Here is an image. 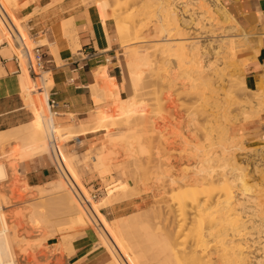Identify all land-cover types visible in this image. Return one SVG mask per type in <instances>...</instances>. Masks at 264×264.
<instances>
[{
    "label": "rangeland",
    "instance_id": "374dc122",
    "mask_svg": "<svg viewBox=\"0 0 264 264\" xmlns=\"http://www.w3.org/2000/svg\"><path fill=\"white\" fill-rule=\"evenodd\" d=\"M80 1L84 5H92L98 10L94 3L89 2L90 0ZM129 1L131 0H109L108 11L119 13L118 11L130 7L128 12H132L134 18L143 19L142 22L143 24L145 23L143 27L144 32L140 35L142 41L139 40L130 46H122L120 39L115 33L114 21L112 19L107 21L106 24L113 39L110 54L113 56L112 60L114 63L108 61L106 66H99L93 71L94 78L100 80L98 81L97 88L95 87L94 89V87L90 85L94 107L89 114L97 113L102 109L105 110L106 115H111L112 109V114L114 113L113 107L116 102L115 97L114 99H112V97L110 100L108 94L103 93L100 90V87L108 86L111 90L117 89L118 97L129 98L132 117L130 116L131 118L128 121L126 119L120 120V122L114 121V124L112 123L104 128L89 129L93 131L103 129L99 146L94 149H88L80 155L73 156L74 158L72 159V162L71 159L65 161L66 168L69 166L67 169L68 171H66L70 173V176H68L66 171H63L64 174L67 175L65 176L67 181L72 183L73 186L70 184L72 187L75 185L74 180L79 176L82 180L85 171H97L100 174L103 181V187L97 189V191H92L88 188L90 194L86 193L83 195L89 200L90 204L95 202V204L99 205V212L95 214L96 216H92H94V220H100L96 221L98 224L101 222L106 227L109 236L114 241L112 247L116 254H118L117 258L113 256L108 247V249L106 248L101 236L98 234V227L89 220V217H85V222L81 225L67 222L64 217L65 214L61 210L52 208L50 211H44L42 204L44 202H51L54 199L52 198L54 194L42 197L39 196L41 195V190L39 189H44L42 192L49 193L50 184L44 183L38 187L33 186V188L25 187L23 183L25 179L23 178L22 162H19L20 159L18 157L19 151L22 149L21 147H24L23 145L26 141L10 139L0 146V163L5 162L7 164L6 168H8L6 169V177L4 178L3 176V178L1 177L0 179V199L3 204V212L7 218L9 226L8 231H10V233L14 232V235H12L13 243L15 242V252L18 256V264H51L52 261L50 260L48 263L40 262V256L46 254L45 250L66 254L67 247L61 245L62 238L83 234H86L93 239L94 247H99L103 250L106 260L105 264H119L117 259L121 260L122 264H164L166 257H170L172 246V241L170 240V244V241L165 238V233L167 231H174L176 228L175 225H177V219L171 208L174 206V201H172L170 196L172 188L171 179L175 178L174 180H178L182 176L191 175L190 170L192 172L193 165H195L194 157L198 153L201 154V156L203 154H206L207 156H209V154L211 156L214 154L213 156L215 157V155L217 156V154L224 149L222 153L228 158V161L226 160V162L231 163L235 160L234 162H237L236 166H241L244 169V179L247 184L246 186L250 188L249 193L252 196L251 199L262 205L261 207H263L264 210V204H262L264 203V138L262 137L264 132L258 130L239 132L236 129L237 126L243 122H253L255 120H259L264 127V119H261V113L264 112V104L261 105V103L257 102V104L254 105V103L251 102L256 96L254 92L258 91L260 88L264 89V84L260 85L256 83V88L253 90L242 87L241 82L242 80L244 81L242 73L243 60L239 59L237 54L241 48L247 45L248 37L256 32L258 20L246 27L237 17H235L231 10V6L239 0H217L218 4L222 5L232 18L236 20L230 22L232 24H238L236 26L238 29L235 31L236 38L235 36L231 38L233 43H235H232L235 45V47H233L234 55L226 60L228 65L225 70L227 71H224L222 78L217 79L218 89L216 91H211L208 88L203 90V87L200 88L203 91V93H201L200 90H196V88H193L192 86L193 83L198 82L194 81V77H190V74H188L190 68L188 63L172 55H168L169 57L166 56L165 64H160L159 61L155 59L160 52L158 51L160 50V42H158L160 37H158V34L155 36L156 33L151 28H153L152 26L158 21L157 18H159V15L158 13H155L157 10L155 8H151L150 10L149 8L147 11L151 14L146 12L145 15H140V9L137 7L138 5L134 4L133 0V2ZM177 1L179 2L180 0ZM19 3L20 0H18V7L15 6L16 4L11 7L13 13L14 10L20 7ZM178 5H182V3ZM179 6L178 8H180ZM194 6L196 5L191 7L194 9L196 8ZM206 6H208V4ZM181 8L185 9L187 6L185 8L182 6ZM209 10H212V7ZM207 13H211L209 14L210 16H213L215 13L212 14L211 11L206 12L205 14V18L207 19H204L203 23H205L204 26L207 25L206 28L208 27L210 29L207 28L206 30L204 26V29L202 28V30L201 27H191L189 32L191 33V36H196L200 41L199 43H203L202 46L206 44L204 49H201V54L203 53L201 55L203 56V62L214 61L215 63L217 61L216 63H221L220 58L224 55L221 54L222 49L220 50L221 53L219 52L221 54H219V56L217 53L214 54L213 46L218 44L220 39L222 41L226 40V37H223V34H226V28L224 27L227 25L225 26V23H223L224 21L214 17L216 14L213 17H210ZM16 18L17 19H14V22L30 46L44 43L50 47V52L53 54L51 48L52 45L48 41L47 33L41 31L37 34H30L23 22L27 18ZM209 18L214 20L215 23L211 20L210 22ZM68 20L69 18L64 19V23ZM220 22L224 24V27ZM172 27L173 25L169 26V28ZM153 33H155V35ZM174 33L175 30H171V38L177 36L174 35ZM2 34L3 39H5L6 34L4 30H2ZM42 37L43 39L45 38V40L42 41ZM64 37L68 39V45L70 46H68L69 49L72 52H76L79 46L72 47L73 43L70 42L69 32L66 29L64 30ZM206 46L208 47V50L205 49ZM71 47L75 49L72 50ZM132 49L139 50L141 54L147 53L152 61L150 66L146 65L142 67L144 71L141 82L135 87H133L134 85L132 82L133 86H131L133 88L129 85L131 84V82H129L130 79L128 78L130 74H128L129 71L126 72L128 68L127 65H125L127 62L125 60L128 59L127 52ZM203 50L204 52L207 50V52L204 53ZM13 51L14 48L10 45L9 49L6 50L3 55L10 56V53ZM205 54H207V56ZM162 61L163 60H160V62ZM113 65H116V81L110 80L108 75V69ZM102 68L103 71L104 68L106 69L105 77L107 78L104 77L105 73L102 72ZM23 71H25V69H22V72ZM160 73L162 75L168 74L170 76L169 80L173 79L170 86H168L166 81L163 82L160 80L162 76ZM39 74H43V71H40L37 76H39ZM34 79L32 80L35 81ZM124 81L125 85H123ZM40 85L41 88L45 87L46 89H49L51 86L50 83ZM35 88L36 86H34V89ZM235 88H237L236 91H238V93H231L230 91ZM36 90L37 89H35V91ZM26 93L28 95H23L24 102L27 104L28 110L31 112L27 117L26 122H28L32 119L33 115L30 103L27 99V97L30 96L29 93H31V91H26ZM99 93L102 95L104 94V96L101 95L102 98L107 99H103V102L100 101L99 99H101V97L99 96ZM39 115L37 117L38 119L40 118ZM52 115L55 116L54 114ZM96 120H98V117ZM62 131H64V129L60 132ZM118 132L121 137L118 138V140H115L114 146L111 147V144L108 142H110L109 140L111 138H115L113 135ZM56 134L57 133H55V139L57 138L56 143H58L57 146L61 155V152H67L66 145L74 136H76L75 134L77 133H69V136L67 133L64 134V132L63 135L59 134L60 136ZM232 135H236L237 137L233 138ZM139 148H141L143 152L139 151ZM42 156L46 157L56 168L57 171L55 178L61 179L58 170L59 167L61 169V165L59 160H57V157L55 163L51 154L47 153ZM98 156L102 157L101 162L97 160ZM223 162V159H218L212 164L213 168L219 170V168H221L219 165L223 166ZM61 180L66 184V187H69V184H67L68 182L66 183L64 180V176ZM112 183L113 185L111 186ZM68 190L70 189L68 188ZM93 192H96L98 195L96 198H92V200L90 196ZM109 192H112L111 195H108ZM237 192L238 189L235 190L234 194ZM168 197L171 198L173 205ZM80 200L83 202L81 197ZM122 201H128L129 205H127V207L122 205V208L119 210L114 209V204ZM82 204H85V202ZM167 205H170L171 207H166ZM41 209L43 213H40ZM160 213L162 214L160 215ZM247 214L248 213H246V215ZM261 216H263L264 219V215ZM244 217L247 220H251L250 218H252L248 215ZM245 218L243 219L245 220ZM153 219L155 221H153ZM155 222H159V224H156ZM248 223L250 224L251 222ZM255 223L257 224V222ZM217 228H213L214 230L212 229V236L209 235V237H206L208 238L207 244L210 240L207 245V248L209 246V249H207L209 252H215L220 249L222 242L227 240V238H230V235H225L226 232L224 229ZM255 228H258V226ZM255 228H253L252 231L251 229H249L250 231L245 229L243 232H247L248 230L251 233H244L242 237L246 238V236H250V234L255 236V231L257 230ZM217 230H220V232L218 233ZM118 231H120V234ZM178 236H180V233L177 232L175 234L174 231L173 238L178 241L180 239ZM50 237H53L54 240H60L58 244L53 246L52 250L45 245V241ZM166 242L169 243V247L167 245V248ZM261 244L262 243L258 242L252 243L251 247H249L251 250L249 249V251H252V255L257 254L255 258H259V261L264 264V250L260 249ZM213 249L215 251H213ZM29 256L31 257L28 261L27 258ZM112 259H115V261ZM256 259L252 258V264H257V261H255ZM57 264H65V262L57 261Z\"/></svg>",
    "mask_w": 264,
    "mask_h": 264
},
{
    "label": "bare ground",
    "instance_id": "6f19581e",
    "mask_svg": "<svg viewBox=\"0 0 264 264\" xmlns=\"http://www.w3.org/2000/svg\"><path fill=\"white\" fill-rule=\"evenodd\" d=\"M131 1H129V2H131ZM133 1L132 2L134 4L138 5L137 7H138V9H140V12H139L140 15H142V14L145 15L146 12H149V11H147L149 8H150V10H151V8L152 9L155 8L157 10V12H155V13H158V15H159V18H157V20H158L157 23L154 26H152L153 28H151L156 33V35H155V33H153V34L155 36H157V34H158L159 35L158 37H160V39L158 41V42H160V46H159L160 50H158L160 52H159V54H157L155 59L157 61H159L160 64H165V61L167 58L166 56H168V55H172L174 57L180 58L182 61L188 63V65L190 67L188 74H190V77H194V81L198 82V83H193V85H192L193 88H196V90H200L201 93H203V91L200 88H203V87H204L203 90H205V88L206 89L208 88L211 91H216L218 89L217 79L222 78V75H224V71L225 72L227 71V70H225L227 65H228L226 60H228V58L230 56L232 57L234 55L233 47H235V45H233V44H235V43H233V40L231 38L234 36L236 38V35H235L236 32L235 31L238 29L236 27L238 24L236 25L235 23L232 24L230 22L232 20L233 21H236V20H234V18H232V16L228 13V11L222 5L218 4L217 0H180L179 2L177 0H133ZM200 1H202V2H200ZM89 2L94 3L95 6L98 8L99 11L98 10L97 11L99 13V17H100V20L102 21V24L105 23L107 20H110V19H112L114 21L115 33L118 36V38L120 39L122 46H128V45L130 46L131 44H134V43L138 42L139 40H141L140 35H142V33L144 32L143 27H144L145 23L143 24V22H142L143 19L134 18L133 17L134 15H132V12H128L130 10V7L128 9L120 10L122 12L118 11L119 13H115V11H114V13H113V12L108 11L109 10V3H110L109 0H90ZM80 3H82V2H80ZM180 3H182V5L179 6L178 4H180ZM17 4H18V0H0V5L3 7V9L6 12H7V9L12 7L13 5L18 7ZM207 4H208V6H206ZM190 5L191 6L196 5V6H194L196 8L193 9ZM178 6L180 8L182 6L184 8L187 6V8H185V9L181 8L180 9V8H178ZM203 7H206V8H203ZM211 7H212V10H209ZM211 11H212V14L213 13L216 14V15L213 14V16L215 15L214 17H217V19L224 21L223 23H225V26L227 25L226 27H224V24L221 23L222 21L220 22L221 24H223V27L226 28V34L222 31L224 33V34L222 33L224 35V36L223 35L222 36L226 37V40L222 41L220 39L218 44L213 46L214 54L217 53L219 55L221 53V51H222L221 54H224L220 58L221 63H216L217 61L215 63H214V61L203 62L202 61L203 56H201L203 53L201 54V51H202L201 49H204L206 44H204L202 46L203 43L202 44L199 43L200 41L196 38V36L195 35L191 36V33L189 32L191 27H194V28L201 27V30H202V28L205 24V23H203L204 19H207V18H205V16H206L205 14H206V12H211ZM209 14H211V13H209ZM209 14L207 13V15H209ZM210 20H211V18H209V21ZM211 21L214 22V20H211ZM206 23H207V21H206ZM170 25H173V27L169 28ZM206 26H204V28L207 30L208 27L206 28ZM62 28L64 30L65 29L68 30L70 42L73 43V45L71 44L72 47L73 46H75V47L79 46L77 33H76L75 28H74L72 18H69V20L64 23V26ZM208 29H210V28H208ZM171 30H173V31L175 30L174 35H177V36L171 38L170 37ZM171 35H173V34H171ZM43 40H45V38L43 39V37H42V41ZM67 41H68V39H67ZM67 46H69V45H67ZM51 48H52L53 54L58 55L57 54V52H58L57 47L54 45V46H51ZM207 48L208 47L206 46L205 49H207ZM74 49L72 48V50H74ZM210 49H211V47H210ZM207 50H206V52H207ZM69 51H71V50H69ZM203 52H204V50H203ZM206 52H204V53H206ZM127 54H128V59L125 60V61H127L125 65H127V68H128V70L126 72L129 71L128 74H130V76H131V78H130V76L128 77L130 79L129 82H131V84H129V85L131 86L132 82H133L134 86L133 85L132 86L135 87V86L139 85V83L141 82V79L143 77V71L144 70L142 67L146 66V65L150 66L152 61L150 60L147 53L141 54L139 52V50H137V49H132L131 51H128ZM205 55L207 56V54H205ZM218 57H216V58H218ZM160 60H163V61L160 62ZM243 64H244V62L242 61V65ZM243 67H244V65H243ZM127 68H125V69H127ZM162 68H163V66H162ZM234 70H235V68H234ZM23 72L26 75H28V77L31 79L35 95H37V92H38L37 90H36L37 92L35 91V89H37L38 85L44 84L48 80L51 81L50 75L47 72H43V74H39V76H36L35 79L31 78L26 71H23ZM102 72L105 73V74L103 73L104 77H105L106 76V69L104 68V71H103V68H102ZM120 74H121V70H120ZM96 77H97V75H96ZM105 78H107V77H105ZM32 79H34L35 81H33ZM169 79H170V76L168 74L167 75L164 74L160 78V80H162L163 82L166 81L168 86H170V83H172L173 79H171V80H169ZM240 79H241V77H240ZM243 79H244V77H243ZM99 80L95 79V78L93 79V83L91 85L94 87V89H95V87L96 88L98 87L97 84H98ZM106 81H107V79H106ZM256 83H258L260 85L264 84V74H262L260 76V78L258 79V81ZM123 85H125V81H124ZM123 85H122V88H123ZM241 85L243 88L248 89L243 80L241 82ZM34 86H36L35 89H34ZM219 86H220V83H219ZM114 87L116 88L115 85H114ZM100 90L103 93H107L110 100L112 97H113L112 99H114V97H115L116 102L114 103V107H113L114 113L113 114H112L113 109L111 110V115H109V114L106 115L105 110H104L98 116V120H96L90 126L80 125V126H76L75 128H74V126L64 127L62 129L56 128L51 123V118L53 115H52L50 109L48 108V105H46L42 108V106L40 104L39 96L37 95L36 98H37V104H39L38 108H39L40 118L39 119L36 118V119H34V121H31L30 123H27L26 125H20L16 128H12V129L0 132V146L10 139L25 140L26 143L23 145L24 147H21L22 149L19 151V157L18 158L20 160H24V159H27L29 157L35 156V155H42V154H45L46 152H52L54 154V150H53L52 145H51V140H52V137H55V133H57L56 135H59V134L63 135V132H64V134L67 133V135L69 136L70 135L69 133H72V132L76 133V132H81V131L84 132L86 130L94 129V128H104V127H106L112 123L114 124L115 122H118V121L120 122V120H123V119H126L127 121L130 120V118L132 117V115H131L132 111L130 110L129 98L118 97V94L116 91L117 89L111 90L108 86L107 87H100ZM236 90H237V88L233 89L230 92L236 94V93H238V91H236ZM93 91H95V90H93ZM96 91H98V90H96ZM242 91H245V90H242ZM246 92H247V90H246ZM254 93L256 96L254 97V99H252L251 102L254 103V105L257 104V102H259V103H261V105H263L264 104V89L260 88L258 91L254 92ZM101 95L102 94L99 93V96L101 97V99H99V100L103 102L107 98L104 99V98H102V96H104V94L102 96ZM99 100H97V101H99ZM113 102H114V100H113ZM261 105H260V107H261ZM112 106H113V104H112ZM252 107H254V106H252ZM110 108H112V107H110ZM63 129H64V131L60 132ZM68 136H66V137H68ZM113 136L116 139L115 138H113V139L109 138L110 142H108L109 144H111V147L114 146L115 140H118V138L121 137L119 132L117 134H114ZM232 137L235 138L237 136L232 135ZM25 145H26V147H25ZM140 149L141 148H139V151H142V149L141 150ZM223 150L220 151V153L217 154V156L215 155V157L213 156L214 155L213 153H211V154H213L212 156L210 154H209V156H207L206 154H203L202 156L199 153L196 154V156L194 157L195 158V160H194L195 165H193L192 172L190 170L191 175L182 176L178 180L177 179L174 180L175 178L171 179L172 188H171L170 196L172 198V201H174V206L173 207H171L170 205L169 206L172 208V212L177 219V225H175L176 228L174 227L175 228L174 231H175V234L177 232L180 233V236H178V237H180V239L177 241L173 238L174 231H167L165 233V238L168 239L169 241L170 240L172 241V246H171L170 257H166V259L164 260V264H252V261H253L252 258L256 259L255 256H257V254L252 255V251H249V249H250L249 247H251L252 243H255V242L262 243L260 249L264 250V240H263L264 239V219H263V216H261V215H264L263 207H261L262 205H260L257 202H254V200L251 199L252 196L249 193L250 188L246 186L247 184H246V181L244 179V173H243L244 169L241 166H236L237 162H234L235 160L231 163H227L226 160L228 161V158L225 157L226 156L225 154L223 155V153H222ZM190 156H192V155H190ZM94 159H95V157H94ZM186 159H187V157H186ZM213 159H214V162H213ZM218 159H220V160L223 159L224 162H223V166L219 165V167H221V168H219V170L218 169L216 170L213 168L212 164L215 163V161H217ZM229 159L232 160L231 158H229ZM66 160L68 161L70 159H66ZM97 160L101 162L102 157L98 156ZM160 161H162V160H160ZM211 162H213V163H211ZM13 164H12V166H13ZM6 167H7V164L5 162L0 163V179H1V177L3 178V176H4V178L6 177L5 176L7 173L6 169H8ZM68 168H69V166H68ZM68 168H66V165H64L63 167L61 166L62 174H64V172ZM69 174L70 173H68V176H70ZM185 175H186V173H185ZM63 176H64L65 182L66 183L68 182L67 184H69V187L68 186L66 187V184H64L62 182V180H61L62 177H61V179H56L54 181L48 182L50 184V188H49L50 192L49 193H44V192H42V191H44V189L43 190L39 189V190H41V195H39V196L43 197L45 195H50V194L53 195L54 194L52 197L54 199L51 202L45 203L41 199L44 202L42 204L43 205L42 208L44 209L45 212L52 210V208L61 210L65 214L64 217L67 220V222L74 223V224H81L82 225L85 222V217H89V220H91L92 223H94V225H96L98 227V234L101 236L103 243L106 246V248L108 247L110 249V251L112 252L113 256L115 258H117L118 254H116V252L114 251V248L112 247V244L114 243V241L109 236L106 227L103 225V223L100 222L98 224V222H96L99 219L94 220V216H96L95 214H97L99 212V205L95 204V202H92L93 204H90L89 200L83 194L80 193V191L78 190L76 185H74V187H72L73 186L72 183L71 182L69 183V181H67V179L65 177L67 175L64 174ZM70 184L72 186H70ZM68 188L71 191L68 190ZM236 189H238V192L236 194H234ZM79 195L83 199V202H85V204H82L83 202L80 200ZM171 198H169L170 202H171ZM171 203L173 205V202H171ZM262 204H264V203H262ZM169 206L167 205L166 207H169ZM156 211H154V212H156ZM34 212L36 213L35 210H34ZM45 212H44V214H45ZM40 213H43L42 209H41ZM246 213H248L247 214L248 216L252 217V218H250L251 220H247L244 217V216H247ZM153 214H155V213H153ZM161 214L162 213H160V215ZM92 215H94V216H92ZM154 217H155V215H154ZM97 218H98V216H97ZM243 218H245V220ZM247 218H249V217H247ZM153 221H155V220L153 219ZM248 222H251V223L249 224ZM255 222H257V224ZM155 223L159 224V222H155ZM256 226H258V228H255ZM259 227H261V228H259ZM213 228L224 229V231L226 232L225 235H230V238H227V240H224L223 242L221 241L222 242L221 248L216 250V251L213 249V251H215V252L211 251L212 252L211 253L207 250V249H209V246L207 248V245L209 244L210 240L208 241V244H207L208 238H206V237L207 236L209 237V235L212 236V233L214 230ZM253 228L257 229L255 231V234H256L255 236H253V234H250V236H246V238L242 237L244 233L249 232L250 231L249 229H251V231H252ZM245 229H248L249 231L247 230V232L246 231L243 232ZM8 230H9V226H8L7 218L3 212V204H2V201L0 199V264H18V259H17L18 256L15 252V245H14L15 242L13 243L14 232L10 233V231H8ZM215 231H216V229H215ZM227 231H228V233H227ZM118 232L120 234V231H118ZM219 232H220V230L218 231V233ZM221 233H222V230H221ZM249 233H251V232H249ZM8 234H9V237H8ZM214 234H217V233H214ZM220 235H218V236H220ZM171 241H170V244H171ZM168 242H166V248H167V245L169 247ZM212 244H214V243H212ZM217 247H219V246H217ZM113 261H115V259ZM255 261H257V264L261 263L259 261V258H257ZM117 262H119V264H122L121 260L117 259Z\"/></svg>",
    "mask_w": 264,
    "mask_h": 264
},
{
    "label": "crops",
    "instance_id": "0c3cea01",
    "mask_svg": "<svg viewBox=\"0 0 264 264\" xmlns=\"http://www.w3.org/2000/svg\"><path fill=\"white\" fill-rule=\"evenodd\" d=\"M20 1V7L14 10V13L11 7L7 10L6 13L10 19L14 21L16 17L27 18L23 22L28 32L37 34L44 31L48 34L50 44L58 49V55H54L50 52V47L43 44V53L49 60L43 72L49 73L51 81L48 80L46 83H50L51 86L46 89L38 85V92L36 91L42 108L48 105L47 100L52 99L56 102L53 108L56 114L51 118L52 125L56 128H64L94 123L104 109L89 114L94 107L90 92V85L94 79L93 71L99 66H106L108 61L113 62V56L110 54L113 39L106 24L108 20L102 24L96 8L92 5H84L80 3V0ZM231 10L246 27L258 20L256 32L248 37L247 45L237 53L239 59H244L242 73L245 85L253 90L260 76L264 74V0H239L231 6ZM67 18H72L77 33L79 49L77 48L76 52L69 51L68 41L64 37L62 27L64 19ZM2 30L4 28L0 20V132L26 125L39 115L37 95L33 90L31 79L24 72H17V66L11 59L12 53L10 56L3 55L9 46L3 43ZM115 69L116 65L108 69L110 80L116 81ZM26 91H31L27 99L33 115L28 122H26L27 117L31 112L23 98V95H28ZM261 119H264V112L261 113ZM236 129L239 132L252 130L264 132V127L259 120L243 122ZM102 131L103 129L76 132V136L66 145L68 153L61 152L60 165L63 167L66 159H71L72 162L73 156L98 147ZM262 137L264 138V135ZM47 153L56 159L52 152L45 154ZM42 155L19 161L22 162L25 187L40 186L56 180V168ZM58 170L63 177L60 167ZM74 182L81 194L89 193L88 188L97 191L103 187L102 178L97 171H85L82 180L79 176ZM111 193L109 192L108 195ZM127 203L128 201L116 203L114 209L119 210L122 205L127 207L129 205ZM59 242L60 240L50 237L45 241V245L52 250L53 246ZM61 245L67 247L66 254L45 250L46 254L40 256V262L48 263L50 260L51 264H57V261L65 262V264H105L103 250L94 247L93 239L86 234L63 237ZM30 257L27 258L28 261Z\"/></svg>",
    "mask_w": 264,
    "mask_h": 264
},
{
    "label": "built area",
    "instance_id": "2783aa9c",
    "mask_svg": "<svg viewBox=\"0 0 264 264\" xmlns=\"http://www.w3.org/2000/svg\"><path fill=\"white\" fill-rule=\"evenodd\" d=\"M0 20L2 22L4 31H5V39H3V43L8 46H12L14 51L11 54V59L15 62L17 66V72H22V69H25L31 78H35L40 71H43L45 64L49 62L45 58V54L43 53L42 46L43 44H34L29 45L26 42V39L20 32L16 23L10 19L7 15L6 11L0 5ZM26 42H24V41ZM48 108L50 109L52 114H56V111L53 108L56 105L54 100H47ZM51 145L53 150H55V156L60 163V152L56 143L55 137H52ZM54 158V157H53ZM55 163L56 159L54 158ZM97 193L93 192L91 194V198H96Z\"/></svg>",
    "mask_w": 264,
    "mask_h": 264
}]
</instances>
